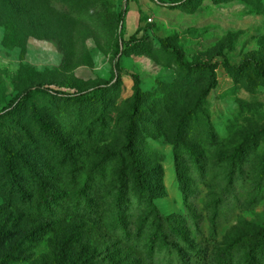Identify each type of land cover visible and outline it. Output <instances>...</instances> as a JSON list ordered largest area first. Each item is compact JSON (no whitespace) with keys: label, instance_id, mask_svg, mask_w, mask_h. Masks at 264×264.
I'll return each instance as SVG.
<instances>
[{"label":"rangeland","instance_id":"rangeland-1","mask_svg":"<svg viewBox=\"0 0 264 264\" xmlns=\"http://www.w3.org/2000/svg\"><path fill=\"white\" fill-rule=\"evenodd\" d=\"M164 45L211 63L215 87L207 91L210 71L181 69ZM255 62L264 70V0H130L126 10L124 0H0V264H166L178 254L252 264L257 249L264 264ZM114 72L120 80L95 93ZM132 75L143 91L134 148L144 191L125 150ZM38 85L86 100L38 94L21 112H1ZM3 150L22 154L44 190L69 195L66 210L36 212L11 195ZM14 168L30 179L24 165ZM82 192L98 218L74 214ZM121 194L119 227L131 243L110 230Z\"/></svg>","mask_w":264,"mask_h":264},{"label":"trees","instance_id":"trees-1","mask_svg":"<svg viewBox=\"0 0 264 264\" xmlns=\"http://www.w3.org/2000/svg\"><path fill=\"white\" fill-rule=\"evenodd\" d=\"M130 3V0H124V7L125 10L128 8ZM124 20V13L119 17V25ZM135 40V37L131 39V42ZM122 42V40H121ZM130 42V41H129ZM165 46V49L169 50L174 57L176 58V61L178 65L181 67V69L190 72V73H197V72H203V71H210V78H209V87L207 91H210L213 89L216 85V75L212 68L211 63H203V62H194L191 63L187 60L184 52L181 49H174L170 50ZM118 53L120 52V46L117 47ZM225 66L228 68V70L236 72L235 68H232L228 63H225ZM254 73L264 82V70L262 67L255 62L254 63ZM134 80V96H133V103L131 106V114L129 115V124L127 128L126 133V145L125 150L127 151L129 155V162L132 170V174L134 176L135 180V186L139 190H146L147 189V181L145 178L143 167L140 163L139 159V153L134 148V137L136 136V124L139 120L140 114H141V104L143 99V91L141 88V80L140 77L137 75H132ZM116 80H120V76L118 72H114L111 77V81L105 82L103 85L99 86L97 90H95V93L102 94L105 90H107L112 82ZM88 93V92H85ZM38 94H47L50 96H59L63 100L67 102H72L76 104H82L86 100V96L84 93H66L63 91H56L53 89L45 88L43 85H38L36 87H29L24 89L21 93H19L6 107L2 109L1 112H21L26 104L30 101H32ZM55 141H60L56 137H54ZM3 148V147H2ZM5 153V156L9 158V174L7 175V180H9V189H15L9 191L11 195H17V198L19 201H21L22 204H30L31 207H35L36 212H42L44 214H51L55 215L59 213V211L64 212L66 210L67 206L66 203L68 201H71V197L67 195L66 193L61 194H51L50 192L44 190L45 187L43 185H46L45 179H41L39 174L37 173V170L35 168L32 169L30 166V162L26 161L24 156L22 154H14L7 150H3ZM15 163L24 165V168L27 170L28 176L30 179H27L23 177V175H20V171L17 170L15 167ZM31 188H34L35 191H28ZM86 192V191H84ZM84 192L78 194L76 196V201H78V205L74 209V214L76 216H84L86 214L87 217L91 219H96L98 217L97 214L94 211V202L89 197H86L85 201H83ZM124 195L121 194V197L118 199L117 203L119 204L118 212L114 215V219L111 222V232L113 234H116L120 240H122L124 243H131L133 237H131L130 232L127 229H120L119 227V221H120V212H122L121 207H123V201H124ZM40 199V200H39ZM73 199V200H74ZM32 200H39L36 201L35 205ZM69 207V205H68ZM69 210V209H67ZM62 214V213H61ZM163 232V240H166L164 244H166L167 239L169 236L166 233V229L162 227ZM140 232L136 235V239H140ZM19 244H17L18 246ZM178 253H182L181 250H177ZM261 250L257 249V253L254 256V259L252 261V264H261V258H259V253ZM56 264H70L66 263L65 261H58ZM166 264H200L199 259L197 258V255L195 254L193 257L189 255L184 254H178L177 257H173L169 259V261L166 262Z\"/></svg>","mask_w":264,"mask_h":264}]
</instances>
